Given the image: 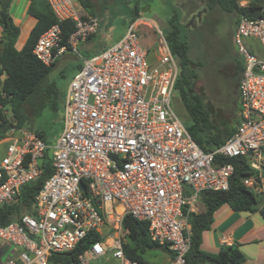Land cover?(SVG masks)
I'll list each match as a JSON object with an SVG mask.
<instances>
[{
    "label": "built area",
    "instance_id": "built-area-1",
    "mask_svg": "<svg viewBox=\"0 0 264 264\" xmlns=\"http://www.w3.org/2000/svg\"><path fill=\"white\" fill-rule=\"evenodd\" d=\"M49 4L59 22L76 23L68 40L72 49L96 33L97 20L73 0ZM262 12L256 20L241 18L233 33L245 64L239 124L212 151L197 145L172 107L179 66L162 32L153 61L137 23L115 45L85 59L69 84L63 130L55 144L16 127L0 140V206L14 202L21 188L41 177L48 151L53 166L36 196L35 215L0 226V240L21 248L23 264H50L54 254L69 253L97 234L101 240L79 257L80 264L106 256L116 264H139L124 251L128 232L123 220L131 215L149 224L152 241L168 245L174 264H186L188 213L202 193L228 191L235 173L218 157L246 159L259 177L243 184L255 193L264 178V6ZM246 40L255 44L247 46ZM67 51L56 24L41 35L33 54L51 67Z\"/></svg>",
    "mask_w": 264,
    "mask_h": 264
},
{
    "label": "trees",
    "instance_id": "trees-1",
    "mask_svg": "<svg viewBox=\"0 0 264 264\" xmlns=\"http://www.w3.org/2000/svg\"><path fill=\"white\" fill-rule=\"evenodd\" d=\"M247 1L246 6H241ZM210 4L217 5L223 12L237 16L236 27L241 18L256 20L263 16L264 0H209ZM12 0H0V24L2 36L0 38V140L14 127L24 128L26 122L44 111L58 109L59 90L55 82L49 81L57 61L47 67L33 54V49L46 31L56 24L62 30L63 44L68 51L72 50L68 40L76 30L74 21L59 22L49 4V0H30L28 13L37 22L31 31L28 40L21 50L16 47L20 36V28L14 23L11 16ZM135 14L132 22L138 19ZM169 28L164 34L173 57L178 62L179 74L175 84L174 94H178L187 115L185 124L193 140L204 151H212L222 146L237 130V126H226L214 121L208 104L198 84L201 79V64L191 58L190 46L184 26L173 16L168 21ZM239 84L245 70V64L240 63ZM83 64L78 65V72ZM65 102V98L63 100ZM64 108V105H63ZM63 127V121H62ZM40 138L49 142L45 132L33 130ZM218 163L231 164L235 173L230 181L228 191H206L201 194L200 200L205 206L202 213L189 212L188 224L191 231V247L185 257L186 264H246V257L238 245L224 246L219 253L211 254L201 249L202 235L211 229L214 214L224 205H228L235 212L260 211L264 218V206L260 208L259 195L246 188L244 179L259 177L251 169L244 158L218 157ZM41 177L35 182L21 188L14 202L0 206V226L6 227L18 221L25 214L35 215V199L45 181L53 174L52 154L48 151L41 161ZM123 228L128 232L127 243L124 246L125 254L139 264L149 263L145 259L148 252L162 250L175 257L168 245H160L152 241L149 233V224L139 221L131 215L125 216ZM101 240L97 234H90L73 251L64 254H54L50 264H80L79 257L89 250L92 245Z\"/></svg>",
    "mask_w": 264,
    "mask_h": 264
},
{
    "label": "rangeland",
    "instance_id": "rangeland-1",
    "mask_svg": "<svg viewBox=\"0 0 264 264\" xmlns=\"http://www.w3.org/2000/svg\"><path fill=\"white\" fill-rule=\"evenodd\" d=\"M73 1L80 5L87 15L97 20V31L85 41L79 42L75 49L67 51L60 57L50 74L49 81L55 82L59 90L58 109L56 111L45 109L31 122L27 121L24 128L44 131L47 140L55 144L63 130V100L70 82L78 73V65L83 64L85 59L100 55L115 45L132 23L139 25L137 33L142 43L147 45L152 42L157 50L160 32L163 35L166 33L169 28L168 21L173 16L178 17V22L185 28L184 33L188 37L191 58L195 63L202 65L198 90L203 94L215 123L238 126L239 110L236 105L238 99L232 86L235 85L233 80L239 83L240 74L235 75L234 79L227 80L224 72L220 73L233 61L244 63L233 41L236 15L223 12L217 5L210 4L209 0ZM199 13L201 16L198 18ZM135 14L139 18L132 22ZM254 42L246 40V45L253 46ZM172 107L181 122L186 124L188 115L176 93L172 98ZM3 149L0 147V157ZM145 259L149 263L168 264L172 256L157 250L148 252ZM90 264L116 263L111 256H106L103 259L92 260Z\"/></svg>",
    "mask_w": 264,
    "mask_h": 264
},
{
    "label": "crops",
    "instance_id": "crops-1",
    "mask_svg": "<svg viewBox=\"0 0 264 264\" xmlns=\"http://www.w3.org/2000/svg\"><path fill=\"white\" fill-rule=\"evenodd\" d=\"M247 3V1L243 2L244 5ZM29 6L30 0H12L11 16L14 23L20 28V36L16 44L18 50L23 48L37 22L28 13ZM1 36L2 31L0 30V38ZM142 44L148 50L150 59L155 60L157 50L154 43ZM256 193L259 195L261 208L264 206V178L261 180L259 191ZM196 205L194 212L202 213L205 211V206L200 199ZM231 245L240 247L246 257V264H264V218L260 211L253 213L235 212L228 205H224L215 212L211 229L202 235L201 249L207 253L217 254L224 246ZM20 254L21 248L0 240V264H9L10 261L23 264ZM171 256L172 259L169 261L174 264L175 257Z\"/></svg>",
    "mask_w": 264,
    "mask_h": 264
},
{
    "label": "flooded vegetation",
    "instance_id": "flooded-vegetation-1",
    "mask_svg": "<svg viewBox=\"0 0 264 264\" xmlns=\"http://www.w3.org/2000/svg\"><path fill=\"white\" fill-rule=\"evenodd\" d=\"M192 23V22H191ZM241 63V62H240ZM240 63H238V61H233L231 63H229V66H226V68L224 70H221L220 73L224 72V76L227 78V80H231L234 79L235 75H239V67H240ZM237 81V80H236ZM235 80H233V82H235V85L232 86L233 88V92H235L236 96H237V108L238 110L240 109V103H239V83L238 81L236 82Z\"/></svg>",
    "mask_w": 264,
    "mask_h": 264
},
{
    "label": "water",
    "instance_id": "water-1",
    "mask_svg": "<svg viewBox=\"0 0 264 264\" xmlns=\"http://www.w3.org/2000/svg\"><path fill=\"white\" fill-rule=\"evenodd\" d=\"M197 16H198V18H199V17L201 16V13H199ZM190 24H191V23H190ZM190 24H189V25H190ZM189 25H188V26H189ZM81 189L85 190V186H84V184H81Z\"/></svg>",
    "mask_w": 264,
    "mask_h": 264
}]
</instances>
